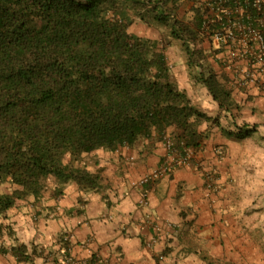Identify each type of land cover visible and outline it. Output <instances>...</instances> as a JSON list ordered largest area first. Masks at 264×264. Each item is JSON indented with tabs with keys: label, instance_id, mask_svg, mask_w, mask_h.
<instances>
[{
	"label": "trees",
	"instance_id": "obj_1",
	"mask_svg": "<svg viewBox=\"0 0 264 264\" xmlns=\"http://www.w3.org/2000/svg\"><path fill=\"white\" fill-rule=\"evenodd\" d=\"M177 2L0 0V216L18 200H37L48 178L95 186L96 177L75 163L97 149L155 136L159 143L168 137L177 152L200 150L197 125L206 117L177 87L163 49L127 32L130 12L139 9L157 24L170 22L192 68L205 21L196 10L193 25L182 24L171 13ZM196 66L208 96L229 107L226 84ZM249 134L238 129L234 137ZM30 249L11 251L26 260Z\"/></svg>",
	"mask_w": 264,
	"mask_h": 264
},
{
	"label": "crops",
	"instance_id": "obj_2",
	"mask_svg": "<svg viewBox=\"0 0 264 264\" xmlns=\"http://www.w3.org/2000/svg\"><path fill=\"white\" fill-rule=\"evenodd\" d=\"M231 78L228 71L229 107L220 109L208 95L199 104L206 119L197 125L198 158L216 171L210 199L202 173L182 166L152 186L143 209L136 184L165 157L161 143L152 136L97 149L81 167L96 177L95 186L68 182L61 194L28 196L0 216V264H60L61 236L68 255L89 264H264V100ZM238 129L250 134L235 138ZM217 147L221 159L214 156ZM147 214L175 226L152 248L146 247L154 233ZM16 245L33 247L34 254L20 260L11 251Z\"/></svg>",
	"mask_w": 264,
	"mask_h": 264
},
{
	"label": "built area",
	"instance_id": "obj_3",
	"mask_svg": "<svg viewBox=\"0 0 264 264\" xmlns=\"http://www.w3.org/2000/svg\"><path fill=\"white\" fill-rule=\"evenodd\" d=\"M205 5L213 7L215 27L209 31L204 24L203 35H207L217 54H225V68L232 75L231 82L238 89L254 88L264 100V0H206ZM213 14V13H212ZM222 51H219L221 50ZM161 145L165 152L158 166L141 177L136 184L140 188L138 206L148 207V195L152 186L161 178L172 174L174 169L182 166L193 167L202 173L204 196L210 199L217 191L216 171L206 168L200 162L198 153L192 149L177 152L172 143L165 138ZM215 158H223L221 148L213 151ZM145 222L154 232L146 240V247L152 248L162 235L175 231L172 223L159 221L146 215ZM166 235L163 250L167 248ZM158 254L161 258L163 253ZM60 264H88L86 260H75L70 255H62Z\"/></svg>",
	"mask_w": 264,
	"mask_h": 264
},
{
	"label": "rangeland",
	"instance_id": "obj_4",
	"mask_svg": "<svg viewBox=\"0 0 264 264\" xmlns=\"http://www.w3.org/2000/svg\"><path fill=\"white\" fill-rule=\"evenodd\" d=\"M206 0H198L195 4L187 2L185 0H178L176 8L171 12L182 24L193 25L196 10L198 16L202 17L206 23V28L210 31L212 27H215L213 7L205 5ZM137 12H140L144 20H141ZM213 13V14H212ZM130 23H128L127 32L136 35L140 38L147 39L151 42H155L159 49H163V54L166 58L170 72L173 79L180 90H184L187 97H191L192 104L198 111L202 113L200 107V101L206 98V89L196 81V75L199 68L196 65L201 66L203 73L211 71L217 75L218 80H221L224 85L227 81L228 70L225 66V54L222 52L217 54L211 39L207 35H200L196 40L195 54H194V66L192 68L187 67V56L185 54L183 44L171 37L169 34V23L168 25H160L152 20L150 14L143 12L141 9L135 12H130ZM202 15V16H201ZM191 46V44L189 45ZM219 51H222L219 50ZM214 65L218 67L214 70ZM207 104L211 103L208 101ZM155 137V136H154ZM87 163L86 155L83 154L75 163L80 167H83ZM6 185H1L0 189H3ZM62 185L55 182L53 178H48L44 187L40 193V196H53L54 192L60 191Z\"/></svg>",
	"mask_w": 264,
	"mask_h": 264
}]
</instances>
